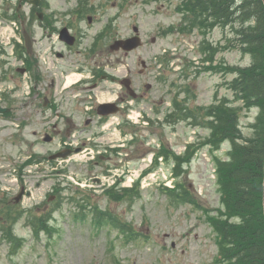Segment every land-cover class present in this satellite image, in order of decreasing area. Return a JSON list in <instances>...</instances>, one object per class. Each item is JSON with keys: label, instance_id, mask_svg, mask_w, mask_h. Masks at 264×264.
<instances>
[{"label": "rangeland", "instance_id": "374dc122", "mask_svg": "<svg viewBox=\"0 0 264 264\" xmlns=\"http://www.w3.org/2000/svg\"><path fill=\"white\" fill-rule=\"evenodd\" d=\"M47 1L46 11L50 17L52 13L59 15L61 25L74 21L76 17L70 12L77 6L84 8L86 17L91 16L90 22L86 17L81 23L75 22L77 29L85 32L81 46L84 50L96 36L99 39L98 49L88 53L82 62L86 68L83 74H91V69H105L106 73L119 71L122 75L131 68L138 75L140 61H145L147 69L138 76L142 84L149 83L151 88L129 109L115 114L121 121L117 129L120 134L113 125L100 129L102 122L97 117L92 124L84 125L83 118L88 113L75 114V104L69 109L66 105L61 108L62 131L54 134L49 128L55 113L42 106V93L34 98L35 92L42 90L40 82L33 91L34 82L28 76L26 88V79L14 68L23 52L17 46L21 43L18 39L22 40L26 32L34 41L33 53L39 64L34 71L49 80L47 70L52 63L45 51L55 37L46 39L37 25V9L32 12L26 0H0V103L6 105L5 100L10 98L13 101L10 115L0 113V264H235L225 256L215 262L220 254L219 242L210 222L224 210L213 157L216 155L220 161L229 159V143L223 141L216 148L207 137L210 129L198 124L190 113L196 114L199 106L228 101L231 107H237L243 136L253 135L249 124L255 121L259 108L246 107L237 98L233 82L238 73L225 69L206 71L204 67L195 73L200 60L209 55L201 54L203 42L208 40L215 49L217 63L236 68L252 62L250 54L241 49L236 32L241 25L239 20L201 34L196 28L180 29L184 27L180 26L183 15L175 7L182 0ZM133 25L138 27L143 44L127 55L109 51L113 39L132 35ZM97 33L105 35H94ZM13 47L18 57L11 54ZM165 52H169L166 58L170 57L167 65L159 59ZM53 64L64 66L58 59ZM75 71L71 67L65 76L75 77ZM28 75L33 72L29 70ZM101 86L104 95L100 99L113 98L121 91L118 82L101 81ZM174 96L179 100L174 102ZM74 99L78 101L80 96ZM69 110L75 122L71 134L65 131V113ZM130 110L140 111L148 123L128 121L126 114ZM45 132L53 138L45 141ZM56 140H67L86 151L50 159L59 145ZM195 140L208 142L201 143L193 153L188 152L187 143ZM159 148L172 154L164 158L162 168L171 174L172 185L184 195V200H175V195L169 197L170 191L159 188L165 184L164 175H168L161 168L150 175L157 182L143 188L119 183L107 187L94 182L96 177H115L108 173L118 168L120 171L127 162L135 166L136 176L135 170L149 162L148 154ZM90 149L106 156L98 159L95 155L91 159ZM21 187L23 196L14 203ZM95 210L108 213V221L114 222L97 226L92 222ZM7 212L10 213L5 215ZM114 223L127 232L120 231ZM8 231L16 240L11 241Z\"/></svg>", "mask_w": 264, "mask_h": 264}, {"label": "trees", "instance_id": "16d2710c", "mask_svg": "<svg viewBox=\"0 0 264 264\" xmlns=\"http://www.w3.org/2000/svg\"><path fill=\"white\" fill-rule=\"evenodd\" d=\"M176 9L183 15V22L180 25L184 26L180 27L182 31H191L196 28L201 34H205L214 26H226L236 20H239L241 24L236 32L239 35L241 49L248 52L252 58L249 65L235 68V65L230 67L219 63L212 64L215 49L209 41L203 42L202 52L206 51L205 55L209 53L206 58L210 59V65L204 67L205 69H225L238 73L233 82L237 98H240L246 107L259 108L255 122L251 124L253 135L249 138L243 136L238 127L237 107H231L228 101L214 107L199 106L196 114L194 111L190 114L199 122L198 124L210 129L209 138L212 139L216 148L222 141L230 142L228 160L220 161L216 155L213 157L217 167L218 182L221 184L220 199L224 210L210 222L217 231L220 255L225 256L229 261L233 260L235 264H264V218L261 202L264 160V8L262 1L182 0ZM181 109L183 110V107ZM200 110L202 114H199ZM210 116L216 119L213 120ZM206 117L208 119H205ZM170 193L169 197L175 195V200H184V195H181L178 189ZM8 213L10 212L5 215ZM106 215L109 214L95 210L92 214V222L97 226L112 224L113 219L108 221ZM113 225L120 231L127 232L123 226L119 227L117 223ZM6 234L11 241L16 240L11 231Z\"/></svg>", "mask_w": 264, "mask_h": 264}, {"label": "flooded vegetation", "instance_id": "af4514ba", "mask_svg": "<svg viewBox=\"0 0 264 264\" xmlns=\"http://www.w3.org/2000/svg\"><path fill=\"white\" fill-rule=\"evenodd\" d=\"M49 4L47 2H42L41 6H39V10L37 11L38 15V27L41 28L42 31L45 32L46 39H51L55 37V40L50 43L47 50L45 51L47 54V57L51 59V63L49 65V80L44 79V76L41 74H38V77L40 78V89L41 91L35 92L34 98H37L40 93H42V106L51 109L55 113V121L53 122L52 126L49 128L51 132L54 134L61 133L62 129L60 128V121L59 118H63L61 115L62 111L61 108L64 109V106L66 105V108H71V104H75L73 106V112L77 114L78 111H83L85 113H88L86 116H84L83 121L84 125H90L94 121V117L99 118V111H105L110 107H99V104L105 103V102H114L115 104L123 105L129 102V99L138 100L143 98L147 92L150 90L151 85L147 87V83H141L138 75H143L147 69V64L144 61H140L142 68L138 70V75H135L133 73V70L131 68H126L125 73L121 75L119 71H112L110 73H106L105 69H91L89 75H83V71L86 69L82 66L83 60L86 58L87 54L93 53L94 49L95 51L98 49L99 41L94 40L92 42V45L85 50L83 49L82 44V38L83 35H85V32L81 31L78 27H76L75 22L78 21V23H81L86 15L85 13L83 16L80 14L83 10V7L77 12H75L73 15L76 18L72 23H65V25H61L60 22H58V16L54 14L52 17H50L49 13L46 11ZM87 21L90 22L89 17H86ZM87 35V34H86ZM94 35H105L104 33L100 34H94ZM27 40V39H26ZM30 42V52L27 54H33V40L31 37L29 38ZM28 40L27 43L29 44ZM95 42V43H94ZM86 44V43H85ZM110 45V44H109ZM108 49L111 52L113 51L109 48ZM57 46V48L55 47ZM27 48V47H26ZM94 51V53H95ZM121 51L124 55H127L129 52ZM34 56V54H33ZM75 56V57H74ZM78 56V57H76ZM35 58L31 57L30 60H34ZM58 59L64 63L63 68L56 66L54 67V60ZM30 60H26L24 64V69L27 70L28 63ZM33 64V61H31ZM46 62V61H44ZM115 64L111 63V66ZM36 66L38 67V61H36ZM81 66V67H79ZM75 67L76 70L79 71L81 77H84L85 79L82 81V83L78 86L79 92L77 94L74 93L73 86L69 85H62V81L65 77V71H68L69 68ZM45 70V71H46ZM91 76V79H86L87 77ZM101 81H107V82H118L119 87L121 88V91H119L115 97L113 98H103L104 93L102 92V86ZM112 91V89L108 90ZM73 92V93H72ZM79 95L80 99L77 101L74 99L75 96ZM95 102V106H86L85 104ZM76 104H83L81 108L76 107ZM72 113L71 110L66 111V117L65 121L67 123V126L65 127V131L69 133L72 128L75 126V122L70 119L69 115ZM46 133V132H45Z\"/></svg>", "mask_w": 264, "mask_h": 264}, {"label": "water", "instance_id": "95a60500", "mask_svg": "<svg viewBox=\"0 0 264 264\" xmlns=\"http://www.w3.org/2000/svg\"><path fill=\"white\" fill-rule=\"evenodd\" d=\"M31 3H33L34 5L38 4L39 0H30ZM263 4H264V0ZM140 44V40L139 37L133 36V37H129L127 39H119L116 40L112 45L111 48L112 49H117L119 47H123L125 50H130L133 49L135 47H137ZM103 105H110V104H103ZM8 110L7 108L1 107L0 106V111H6ZM117 110V108H112V109H108L106 111H103V114H107L109 112H115ZM67 152H64L60 155L65 156ZM264 174V171H263ZM262 205H263V213H264V176H263V192H262Z\"/></svg>", "mask_w": 264, "mask_h": 264}, {"label": "bare ground", "instance_id": "6f19581e", "mask_svg": "<svg viewBox=\"0 0 264 264\" xmlns=\"http://www.w3.org/2000/svg\"><path fill=\"white\" fill-rule=\"evenodd\" d=\"M70 82V81H69Z\"/></svg>", "mask_w": 264, "mask_h": 264}]
</instances>
